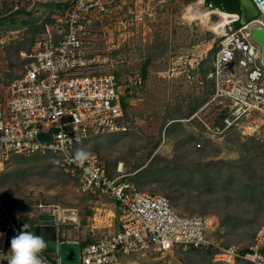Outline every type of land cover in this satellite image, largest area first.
I'll return each mask as SVG.
<instances>
[{
    "label": "rangeland",
    "instance_id": "rangeland-1",
    "mask_svg": "<svg viewBox=\"0 0 264 264\" xmlns=\"http://www.w3.org/2000/svg\"><path fill=\"white\" fill-rule=\"evenodd\" d=\"M53 2L0 0V17L33 19L27 27L0 37V107L6 103L9 84L24 72V55L46 34L54 39L65 28ZM195 5L209 13V24L188 20L187 12ZM105 8L103 14L84 19L83 39L89 52L111 56L122 89L129 95L130 127L125 133L90 138L79 148L97 154L112 174L121 167L127 179L136 168L151 167L137 185L142 191L167 196L179 213L215 217L211 234L215 246H253L264 228V117L252 115L238 130L222 137H207L199 120L191 119L212 93L208 74L217 45L220 37L234 30L237 16L231 15L217 32L212 26L223 12L208 7L205 0H110ZM258 19L264 22L263 16ZM213 113L209 106L201 116ZM172 123L180 126L167 132ZM188 135L195 140L189 142ZM238 136L241 142L254 140L244 148ZM247 186L255 188V195ZM0 201L21 222L20 230L28 224L34 234L38 217L33 206L38 203L75 210L79 223L64 228L79 242L119 227L117 204L106 196L79 194L60 160L51 155L11 157L0 172ZM10 247L11 240L0 264H7ZM41 254L54 258L47 248ZM139 258L142 264H227L214 262L211 249H177L164 255L150 250Z\"/></svg>",
    "mask_w": 264,
    "mask_h": 264
},
{
    "label": "built area",
    "instance_id": "built-area-1",
    "mask_svg": "<svg viewBox=\"0 0 264 264\" xmlns=\"http://www.w3.org/2000/svg\"><path fill=\"white\" fill-rule=\"evenodd\" d=\"M53 1L68 4L62 15L65 28L54 39L48 33L36 42L24 55L22 76L7 87L6 103L0 107V172L13 156H55L79 194L106 196L120 205L118 229L82 246L78 264H142L139 256L150 250L164 255L177 249H211L214 262L264 264V228L249 248L215 246L211 237L215 217L177 212L167 196L142 191L121 167L112 174L95 153L83 162L75 160L86 140L128 131L123 99L129 104V95L111 56L89 52L83 39L84 19L106 12L110 0ZM256 28L264 29L258 18L220 37L208 75L213 91L191 117L199 120L207 137L238 130L252 115L264 117V63L261 48L252 39ZM209 106L213 116L202 118ZM33 215L56 229L58 244L65 238L64 226L78 217L73 209L45 203L34 205ZM21 226L0 201V255ZM40 255L44 264H59Z\"/></svg>",
    "mask_w": 264,
    "mask_h": 264
},
{
    "label": "water",
    "instance_id": "water-1",
    "mask_svg": "<svg viewBox=\"0 0 264 264\" xmlns=\"http://www.w3.org/2000/svg\"><path fill=\"white\" fill-rule=\"evenodd\" d=\"M241 15H237L242 25H246L257 19L264 17V0H240ZM252 39L260 46L262 61L264 63V29L256 28L252 31ZM45 219L47 217H44ZM44 230V239L48 243L47 249L51 253L58 255L59 264H78L80 260V244L78 242H61L58 244L56 229L47 225L35 226L37 235Z\"/></svg>",
    "mask_w": 264,
    "mask_h": 264
},
{
    "label": "trees",
    "instance_id": "trees-1",
    "mask_svg": "<svg viewBox=\"0 0 264 264\" xmlns=\"http://www.w3.org/2000/svg\"><path fill=\"white\" fill-rule=\"evenodd\" d=\"M205 4L208 7H211L213 10H219L222 12H227L228 14H232V15H239V16L241 15L240 0H205ZM52 5L56 6V8L58 9V12L61 16L65 13V11L68 8V4L62 3V2L54 1L52 3ZM22 12L25 13L26 11L23 10ZM32 21H33V19H30L29 21H23V20L19 21L15 18V16H13V17H7V16L6 17H0V37L8 31H15V30L23 29V28L27 27V25H29ZM232 25H233L234 30H238L242 27L240 19H238L237 21H234L232 23ZM146 76H147V66L144 68V70L142 72V78L145 79ZM125 99L126 98L123 99V103H124L123 106L125 107V109H127L129 104L125 102ZM196 110H198V108ZM172 124L166 130L167 132H169L170 130H173L175 127H177L179 125L178 123H172ZM188 138H189V142L195 140V138L192 135H188ZM236 139L238 140L239 144L244 148L247 146L248 141L254 140V138H248L247 142H241L239 136ZM155 158L160 159L159 156H155L154 159ZM208 165H211V163H209ZM138 169H139V167L136 168L135 171H137V172L133 175V177L128 179L129 181L134 183L136 186L141 183L142 179H146L148 174L151 172V167H146V168H143L140 170H138ZM246 190L252 192V195H255V192H254L255 188L254 187L247 186Z\"/></svg>",
    "mask_w": 264,
    "mask_h": 264
},
{
    "label": "clouds",
    "instance_id": "clouds-1",
    "mask_svg": "<svg viewBox=\"0 0 264 264\" xmlns=\"http://www.w3.org/2000/svg\"><path fill=\"white\" fill-rule=\"evenodd\" d=\"M90 152L79 148L75 152V160L83 162L90 157ZM24 224L17 235L11 239L10 255L6 256L7 264H44L41 253L48 247L43 236L29 231ZM3 236V233H0Z\"/></svg>",
    "mask_w": 264,
    "mask_h": 264
},
{
    "label": "bare ground",
    "instance_id": "bare-ground-1",
    "mask_svg": "<svg viewBox=\"0 0 264 264\" xmlns=\"http://www.w3.org/2000/svg\"><path fill=\"white\" fill-rule=\"evenodd\" d=\"M231 15L232 14L223 12L221 14L222 19L219 22L215 23L212 26V28L217 32H221L223 29V26L229 22V18ZM186 17L188 18V20H191V21L201 20L203 24H206V25L209 24V13L199 10L198 5H195L192 8L190 7L187 12Z\"/></svg>",
    "mask_w": 264,
    "mask_h": 264
},
{
    "label": "crops",
    "instance_id": "crops-1",
    "mask_svg": "<svg viewBox=\"0 0 264 264\" xmlns=\"http://www.w3.org/2000/svg\"><path fill=\"white\" fill-rule=\"evenodd\" d=\"M212 68H213V64H212ZM211 71H212V69H211ZM210 71V72H211ZM209 72V73H210ZM209 75V74H208ZM211 81V80H210ZM211 84H212V81H211ZM212 91H213V84H212ZM211 91V92H212ZM88 196V195H87ZM93 197V196H92ZM114 202V201H113ZM115 204H117V206L119 207V209H120V214H121V207H120V205L118 204V203H116V202H114ZM77 220H78V217H77ZM77 223H79V221H76V222H73V223H68V224H66L65 226H73V225H75V224H77ZM42 224H44V222L43 221H41L39 218L37 219V222L35 223V225L34 226H37V225H42ZM35 228V227H34ZM65 229V228H64ZM41 233H43V237H45V233H44V230H41V232H40V235H41ZM65 238L63 239V240H61V242H65V241H67V242H78L79 244H80V248L82 247V246H84L85 244H87V243H89V242H92V241H83V242H79V240H77V238L74 236V234L71 232V231H69V230H66L65 229ZM48 250V249H47ZM54 255V258H52V259H57L58 260V255H56V254H53Z\"/></svg>",
    "mask_w": 264,
    "mask_h": 264
},
{
    "label": "flooded vegetation",
    "instance_id": "flooded-vegetation-1",
    "mask_svg": "<svg viewBox=\"0 0 264 264\" xmlns=\"http://www.w3.org/2000/svg\"><path fill=\"white\" fill-rule=\"evenodd\" d=\"M237 16V15H236Z\"/></svg>",
    "mask_w": 264,
    "mask_h": 264
}]
</instances>
